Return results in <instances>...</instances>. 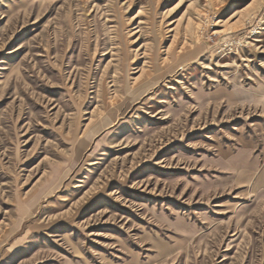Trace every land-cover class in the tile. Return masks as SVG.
Listing matches in <instances>:
<instances>
[{"label": "rangeland", "instance_id": "rangeland-1", "mask_svg": "<svg viewBox=\"0 0 264 264\" xmlns=\"http://www.w3.org/2000/svg\"><path fill=\"white\" fill-rule=\"evenodd\" d=\"M0 264H264V0H0Z\"/></svg>", "mask_w": 264, "mask_h": 264}, {"label": "bare ground", "instance_id": "bare-ground-1", "mask_svg": "<svg viewBox=\"0 0 264 264\" xmlns=\"http://www.w3.org/2000/svg\"><path fill=\"white\" fill-rule=\"evenodd\" d=\"M221 22V21H220Z\"/></svg>", "mask_w": 264, "mask_h": 264}]
</instances>
